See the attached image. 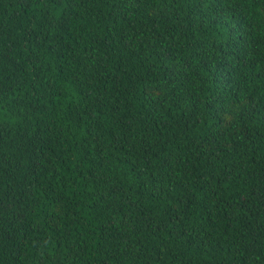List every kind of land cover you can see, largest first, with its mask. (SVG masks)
Wrapping results in <instances>:
<instances>
[{
	"label": "trees",
	"instance_id": "trees-1",
	"mask_svg": "<svg viewBox=\"0 0 264 264\" xmlns=\"http://www.w3.org/2000/svg\"><path fill=\"white\" fill-rule=\"evenodd\" d=\"M0 264H264V0H0Z\"/></svg>",
	"mask_w": 264,
	"mask_h": 264
}]
</instances>
